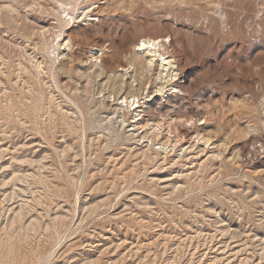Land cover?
Instances as JSON below:
<instances>
[{"label": "rangeland", "instance_id": "obj_1", "mask_svg": "<svg viewBox=\"0 0 264 264\" xmlns=\"http://www.w3.org/2000/svg\"><path fill=\"white\" fill-rule=\"evenodd\" d=\"M73 1L0 0V264H264V0Z\"/></svg>", "mask_w": 264, "mask_h": 264}, {"label": "bare ground", "instance_id": "obj_2", "mask_svg": "<svg viewBox=\"0 0 264 264\" xmlns=\"http://www.w3.org/2000/svg\"><path fill=\"white\" fill-rule=\"evenodd\" d=\"M75 1V0H74ZM73 1V3H74ZM78 2V1H77ZM76 3V2H75ZM77 4V3H76ZM74 5V4H73ZM76 6V5H75ZM86 6V5H85ZM84 6V7H85ZM165 41H164V37H151V36H142L138 42L136 43V51H141V50H145V52L149 53L150 59L147 60L148 63H152L155 59L158 60L159 62V66L162 67L161 72L164 71V73L162 75H164V77H173V75H175V71H174V65H173V61L171 59H167L163 54L165 52ZM135 51V52H136ZM166 54V53H165ZM177 73V72H176ZM161 75V76H162ZM163 77V76H162ZM174 86V85H173ZM160 92H162V87H159L158 89ZM176 91V90H174ZM127 101V97H125V101L122 100V102H126ZM128 104L129 110L134 111L136 107H139V97H134L132 96L128 102L126 103ZM119 109V108H118ZM138 114V113H137ZM134 114L132 115V117L134 118ZM136 118V117H135ZM124 120V119H123ZM133 123V122H132ZM131 123V124H132ZM136 124V121L133 123V125ZM144 137V136H142ZM201 140V139H200ZM204 143H208L207 139H204ZM207 145V144H206Z\"/></svg>", "mask_w": 264, "mask_h": 264}]
</instances>
